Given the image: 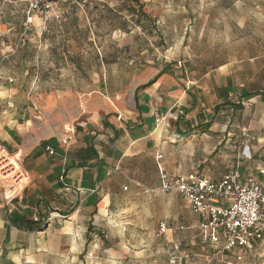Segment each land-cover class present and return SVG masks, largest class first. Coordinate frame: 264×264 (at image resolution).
I'll return each mask as SVG.
<instances>
[{
    "label": "crops",
    "instance_id": "crops-1",
    "mask_svg": "<svg viewBox=\"0 0 264 264\" xmlns=\"http://www.w3.org/2000/svg\"><path fill=\"white\" fill-rule=\"evenodd\" d=\"M74 3L59 0L62 19L34 16L31 25L46 31L50 21H64V5ZM238 4L243 2H229L224 15ZM8 6L11 12L5 18L11 22L0 26V34L15 27L22 33L26 1ZM223 22L228 33L232 26L240 36L215 34L212 41L203 35L205 28L210 30L206 25L191 55H184L180 38L174 49L150 41L131 56H114L107 66L98 58L92 71L84 70L76 58L54 68L58 75L126 76L132 87L112 90L99 78L80 77L73 87L56 88L41 101L48 107L54 97L62 99L64 115L42 130V122L30 116L21 99L16 98V108H3L0 147L19 157L28 183L8 200L0 193V264H76L74 257L78 264H87L88 246L95 238L122 253L147 252L170 241L174 249L181 242H198L223 263L244 255L247 249L224 250L222 238L215 244L202 241L201 217L189 202L177 193L159 191L161 172L196 173L218 181L236 170L241 182H264V173H259L264 169V0L253 1L239 21ZM252 23L256 33L249 28ZM126 28L131 32L138 27ZM116 45L126 46L124 53L134 43L121 39ZM28 71L36 80L38 64L32 63ZM24 75L29 73L21 66L0 75V99L23 98ZM155 113L162 119L157 121ZM122 183L130 189L127 196H122ZM160 223L166 226L162 233ZM101 224L121 232L133 224L136 237H107V232L104 237Z\"/></svg>",
    "mask_w": 264,
    "mask_h": 264
},
{
    "label": "rangeland",
    "instance_id": "rangeland-1",
    "mask_svg": "<svg viewBox=\"0 0 264 264\" xmlns=\"http://www.w3.org/2000/svg\"><path fill=\"white\" fill-rule=\"evenodd\" d=\"M14 1L16 0H0V26L5 27L6 23L11 22L5 15L11 12L8 5H14ZM76 1L78 4L64 5L68 13L64 21H50L44 32H39L30 23L26 30L23 26L22 33L15 27L7 34H0V75L15 71L17 66H21L24 72L29 73L23 76L20 84L24 91L23 98L18 95L11 99H0V117L3 108L12 106L16 108V98H19L29 107L30 116L42 122L40 130L50 123L59 122L64 115L63 100L54 97L48 107L41 100L51 97L56 88L75 86L80 77L81 80L87 81L99 78V81L107 84L108 88L112 90L122 88L125 92L132 87V79H126V76L118 79L116 75H58L54 68H62L65 62L76 58L84 70L92 71L98 66L96 64L98 58H103V63L107 66L114 56H131L137 51L140 52L150 41L159 42L158 46L167 43L174 49L180 38L183 39L184 55H191L192 44L196 43L202 28L206 25H209L210 30L207 32L205 28L203 35L212 41L215 34L229 35L231 38L240 36L241 31L232 26L228 33L227 25L223 21L225 19L227 23L230 18L239 21L245 12L252 9V2L255 0H238L243 2V5L238 4L235 10H230L229 15H224L223 8L235 0H124L122 3L113 0L96 1L95 4ZM119 7H123L121 9L123 11H120L122 14L117 13ZM37 23H40V20ZM132 25L138 28L130 32L126 26ZM249 28L257 32L255 23L250 24ZM121 39L133 41V48L131 50L126 48L123 53L126 46L116 45ZM32 63H37L40 71L36 80L33 79L35 75H30L28 71L32 69ZM2 81L3 78L0 79V85ZM124 98L126 99V96L122 97ZM8 150L11 152L10 148ZM124 185L126 183H122L124 192L122 196H127L130 189L127 186L128 190L124 189ZM99 228L101 231L104 230V237L106 232L107 237L114 235L117 237L121 233L123 237H128L127 239L136 237L133 224L125 232H121L122 229L116 226L112 230L110 226L108 228L101 224ZM127 230L129 231L126 232ZM110 239L114 242V238ZM111 244L103 239H93L88 246L87 264H169V257L173 252L176 264H224L213 251H208L198 242L195 244L181 242L174 249L173 243L167 241L166 246H151L147 252L135 250V253H132V250L127 253L118 252L110 247ZM137 244L133 243L135 246ZM94 246L95 252L92 251ZM121 247L125 249L124 246ZM73 262L78 264V259L72 258ZM237 264H264V237L251 248H247Z\"/></svg>",
    "mask_w": 264,
    "mask_h": 264
},
{
    "label": "built area",
    "instance_id": "built-area-1",
    "mask_svg": "<svg viewBox=\"0 0 264 264\" xmlns=\"http://www.w3.org/2000/svg\"><path fill=\"white\" fill-rule=\"evenodd\" d=\"M25 30L34 16L43 20L62 19L59 0H25ZM45 27H42L44 30ZM1 79V78H0ZM156 120H161L155 113ZM52 154L53 151L49 150ZM264 173V169L259 171ZM28 183L26 171L20 159L7 148L0 147V193L3 200L10 199ZM159 191L164 194L177 193L184 197L191 210L201 217L198 225L200 239L215 244L223 239V249L251 248L264 237V182L249 178L241 182L236 170L226 172L218 181L208 177L188 173L169 175L160 173ZM164 223L159 224V233L165 230ZM222 236V237H220ZM174 253V252H173ZM170 254L169 264H176V256ZM242 255L224 264H237Z\"/></svg>",
    "mask_w": 264,
    "mask_h": 264
},
{
    "label": "trees",
    "instance_id": "trees-1",
    "mask_svg": "<svg viewBox=\"0 0 264 264\" xmlns=\"http://www.w3.org/2000/svg\"><path fill=\"white\" fill-rule=\"evenodd\" d=\"M134 1H137V0H134ZM132 11H133V12H136L134 9H132ZM148 84H149V83L144 84V85H142V86H139L136 90H138L139 88H145V87L148 86Z\"/></svg>",
    "mask_w": 264,
    "mask_h": 264
}]
</instances>
